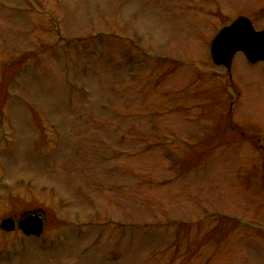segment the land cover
Here are the masks:
<instances>
[{
	"label": "rangeland",
	"instance_id": "1",
	"mask_svg": "<svg viewBox=\"0 0 264 264\" xmlns=\"http://www.w3.org/2000/svg\"><path fill=\"white\" fill-rule=\"evenodd\" d=\"M238 16L264 0H0V222L45 220L0 264H264V63L210 57Z\"/></svg>",
	"mask_w": 264,
	"mask_h": 264
},
{
	"label": "water",
	"instance_id": "2",
	"mask_svg": "<svg viewBox=\"0 0 264 264\" xmlns=\"http://www.w3.org/2000/svg\"><path fill=\"white\" fill-rule=\"evenodd\" d=\"M237 52H242L250 63L264 62V29L256 31L245 17H238L230 25L223 27L210 44L213 63L224 66L228 71ZM19 226L25 236L39 237L43 232L44 222L39 213L32 211L24 213ZM0 228L11 232L15 229V221L12 218L3 219Z\"/></svg>",
	"mask_w": 264,
	"mask_h": 264
},
{
	"label": "flooded vegetation",
	"instance_id": "3",
	"mask_svg": "<svg viewBox=\"0 0 264 264\" xmlns=\"http://www.w3.org/2000/svg\"><path fill=\"white\" fill-rule=\"evenodd\" d=\"M239 17V16H238ZM237 17V18H238ZM241 17V16H240ZM242 17H245V16H242ZM245 18H247V19H249L250 21H251V24L253 25V23L252 22H254V21H252V19H250L249 17H245ZM234 19H231L227 24H225V25H223L222 27H224V26H227V25H229L232 21H233ZM254 29L255 30H257V31H260V30H262V29H264V26L262 27V28H260V29H257L255 26H254ZM242 54V53H241ZM258 63H264V62H258ZM220 67H222V66H220ZM224 68V67H223ZM263 149V148H262ZM31 210H28V211H24V212H30ZM23 212V213H24ZM22 217L21 218H23V214L21 215ZM20 219V218H19ZM18 218H15V220H16V222L19 220ZM44 219V218H43ZM44 222H45V220H44Z\"/></svg>",
	"mask_w": 264,
	"mask_h": 264
},
{
	"label": "trees",
	"instance_id": "4",
	"mask_svg": "<svg viewBox=\"0 0 264 264\" xmlns=\"http://www.w3.org/2000/svg\"><path fill=\"white\" fill-rule=\"evenodd\" d=\"M28 54H31L30 57H33V56L35 55V53H28ZM24 57H27V58H28L29 55H25V56L23 55V56H20V57L18 58L17 62H19V61H24V59H25Z\"/></svg>",
	"mask_w": 264,
	"mask_h": 264
}]
</instances>
